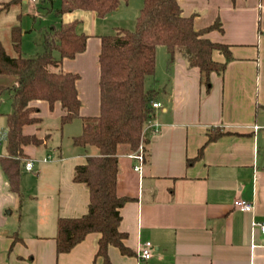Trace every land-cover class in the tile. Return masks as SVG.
<instances>
[{"label": "crops", "instance_id": "1", "mask_svg": "<svg viewBox=\"0 0 264 264\" xmlns=\"http://www.w3.org/2000/svg\"><path fill=\"white\" fill-rule=\"evenodd\" d=\"M12 1H2L0 10L6 4H12L7 11L15 6ZM130 3L106 18L93 11L60 14V0H48L45 7L47 14H55L41 20L42 33L78 21V30L88 36L86 50L62 64L64 72L79 76L82 117L100 114L101 37L136 21L139 14L130 21L118 16ZM178 3L183 16L194 17L197 31L221 23L222 30L205 38L229 47L232 60L222 75L211 76L207 86L199 69L190 68L179 56L172 61L170 53L168 57L163 53L167 66H160L158 47L150 89L161 107L154 108L144 130L142 171H135L138 161L132 154L119 153L117 194L128 199L120 210L119 230L126 234L124 245L131 255L110 246L108 258L110 264H264V234L253 226L264 223V0ZM40 5L41 0L33 4L34 14L42 19ZM14 26L24 32L23 46L30 26L23 27L21 16L10 31ZM43 51L44 45L35 54H23L31 58ZM213 59L226 63L218 51ZM6 78L2 85H13V79ZM30 106L37 109L32 117L41 122L25 126L23 132L44 141L24 148L21 197L11 191L0 164V264H104L97 255L99 233L89 234L62 254L56 240L60 219L80 218L89 211V190L74 182V174L99 151L73 144L82 133V121L61 127L65 110L59 102L52 110L45 101ZM213 131L225 135L208 143ZM26 161H33L31 171L26 170ZM237 199L253 203V213L237 210ZM145 242L153 245L148 261L139 257Z\"/></svg>", "mask_w": 264, "mask_h": 264}, {"label": "trees", "instance_id": "2", "mask_svg": "<svg viewBox=\"0 0 264 264\" xmlns=\"http://www.w3.org/2000/svg\"><path fill=\"white\" fill-rule=\"evenodd\" d=\"M21 3L22 0H13ZM60 14L77 10L96 12L99 18L115 13L122 4L133 0H60ZM142 8L133 29L117 28L113 34L102 36L100 62V114L82 117L81 101L76 86L77 74L64 72L65 59H74L86 50L88 36L78 30L79 22L61 23L58 28L44 33V51L36 57H25L22 50L23 30L14 26L10 31L12 52L0 38V76L13 79V85H0V95L8 93L13 110L6 114L7 154L0 164L8 178L10 189L21 197V171L26 160V146H41L39 135H26L23 128L38 124L32 117L37 109L30 104L45 101L51 110L60 103L65 110L61 127L82 121V133L73 138L77 147H95L97 156L87 158L84 165L76 167L74 182L84 184L90 193L89 211L76 219L58 222V254L70 252L89 234L99 233L98 256L110 264L108 249L114 246L123 254L131 255L124 245L126 234L120 232V210L128 202L117 194L119 153L130 155L144 145V130L153 116L156 92L147 89L146 80L156 71V55L165 46L171 55L183 58L190 68H198L201 82L209 85L213 74L222 75L232 60L229 47L214 43L205 35L221 28L214 25L197 31L194 17L183 16L178 0H141ZM5 5V4H4ZM12 4H6L7 9ZM226 57V63L213 59L214 52ZM225 133H208V143ZM202 154V150L200 151ZM21 202V201H20Z\"/></svg>", "mask_w": 264, "mask_h": 264}, {"label": "rangeland", "instance_id": "3", "mask_svg": "<svg viewBox=\"0 0 264 264\" xmlns=\"http://www.w3.org/2000/svg\"><path fill=\"white\" fill-rule=\"evenodd\" d=\"M5 0H0V3ZM12 1V0H11ZM14 2V1H12ZM58 2V0H56ZM48 0H41V13H44V16L41 18H36L34 14V6L33 4L29 2H24L22 0L21 3H15V6L11 7L8 11L7 10H0V38L3 41L4 45L12 52L11 48V41H10V26L13 24V22L17 21L19 16H21V24L23 27L27 26L29 24L30 32L24 36L23 39V47H25L23 50V53L26 55L35 54V50L39 49L40 47H43L44 45V32L42 33V29L45 28V25H42L41 20L43 18L48 17V19H52L54 12L47 14L45 7H47ZM137 5V6H136ZM141 5L142 8V1L141 0H133L129 4L128 8L122 11L119 17H122L123 19L130 21L131 18H133L136 14L138 15L140 13V10H138V6ZM125 7V6H123ZM2 8V7H1ZM45 24V23H43ZM136 24V21H133V24L131 25H125L122 26L126 29H133ZM33 27H35L36 31H33ZM113 34V33H112ZM33 50H29V48ZM160 57H159V65L167 66L166 59H163L162 55L165 54V57L169 56V52L165 46H160ZM4 81H7L6 76H0V85L4 84ZM146 87L147 89L152 88V85L154 83L153 76L148 77L146 80ZM12 110V100L9 97L8 93H4L0 95V138H2V145L0 146V155L3 156L5 152L7 151V124H6V118L5 115L9 114V112Z\"/></svg>", "mask_w": 264, "mask_h": 264}, {"label": "built area", "instance_id": "4", "mask_svg": "<svg viewBox=\"0 0 264 264\" xmlns=\"http://www.w3.org/2000/svg\"><path fill=\"white\" fill-rule=\"evenodd\" d=\"M26 2L32 3V4H38L39 0H24ZM154 108L161 107V104L159 103H153ZM2 144V139L0 138V145ZM132 158H135L138 161V165L134 168L135 171L141 172L143 169L144 164V145L143 142L140 144V147L138 151L131 156ZM33 161H26L25 168L26 170L31 171L33 169ZM234 206L237 210L245 213H253L254 211V204L247 202L242 199H237L234 202ZM254 227H258L261 232L264 234V223H253ZM152 251H153V245L151 242H145L139 249V257L144 260L148 261L152 258Z\"/></svg>", "mask_w": 264, "mask_h": 264}]
</instances>
